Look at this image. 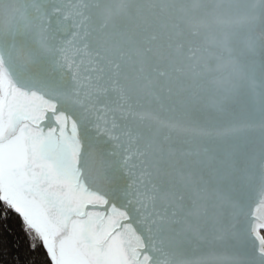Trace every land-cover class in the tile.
Segmentation results:
<instances>
[{
  "label": "snow or ice",
  "instance_id": "6c2138e0",
  "mask_svg": "<svg viewBox=\"0 0 264 264\" xmlns=\"http://www.w3.org/2000/svg\"><path fill=\"white\" fill-rule=\"evenodd\" d=\"M0 264H264V0H0Z\"/></svg>",
  "mask_w": 264,
  "mask_h": 264
}]
</instances>
